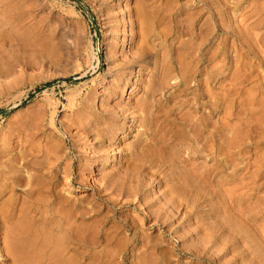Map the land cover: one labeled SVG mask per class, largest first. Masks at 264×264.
I'll return each mask as SVG.
<instances>
[{
  "label": "rangeland",
  "instance_id": "rangeland-1",
  "mask_svg": "<svg viewBox=\"0 0 264 264\" xmlns=\"http://www.w3.org/2000/svg\"><path fill=\"white\" fill-rule=\"evenodd\" d=\"M55 261L264 264V0H0V264Z\"/></svg>",
  "mask_w": 264,
  "mask_h": 264
},
{
  "label": "bare ground",
  "instance_id": "bare-ground-1",
  "mask_svg": "<svg viewBox=\"0 0 264 264\" xmlns=\"http://www.w3.org/2000/svg\"><path fill=\"white\" fill-rule=\"evenodd\" d=\"M198 2H199V1H198ZM208 2H209V1H208ZM209 3H210V2H209ZM138 5H139V4H138ZM207 5L209 6L210 4H207ZM207 5H206V8L208 7ZM139 6H140V5H139ZM141 6H142V5H141ZM141 8H142V7H141ZM209 8H210V7H209ZM211 8H212V7H211ZM138 10H139V9H138ZM141 10H142V9H141ZM138 13H139V12H138ZM138 13H137V14H138ZM147 14H148L147 12H145V11L142 12V11H141V13H140V17H141L143 20H145L144 17L147 18ZM153 14H154V13H153ZM150 15H151V14H150ZM138 16H139V15H137V17H138ZM140 17H139V18H140ZM158 18H159V17H158ZM147 19H149V18H147ZM140 20H141V19H140ZM160 20H161V19H160ZM139 22L141 23V21H139ZM144 22H145V21H144ZM144 22H143V23H144ZM149 22H151V21H149ZM143 23H142V25H144ZM140 25H141V24H140ZM151 26H152V25H151ZM147 27H148V26H146V29H148ZM142 28H143V27H142ZM142 28H141L140 30H142ZM144 28H145V27H144ZM151 30H152V29H151ZM142 31H144V30H142ZM140 32H141V31H140ZM141 33H142V32H141ZM141 35H142V34H141ZM141 37H142V38H139V41H140V42L138 43V46H136V47H137V50H136L137 53H135L136 51L134 52V53L136 54V57H135L134 59H132V61L134 60L135 62H138V61H144L145 58L149 55V53H151L152 49H154V46H157V45H154V44H153V46H152V45L149 43V40H148V41L146 40V37H148V36H145V38H144L143 36H141ZM143 38H144V39H143ZM151 38H152V37H151ZM140 39H141V40H140ZM147 39H148V38H147ZM155 48H156V47H155ZM157 48H158V47H157ZM150 50H151V51H150ZM158 51H159V50H158ZM156 53H157V51H156ZM159 54H160V53H159ZM134 56H135V55H134ZM148 57H149V56H148ZM177 61H178V60H177ZM177 61H176V62H177ZM178 65H179V63H178ZM129 66H130V65H129ZM155 66H156V65H154L153 67H155ZM159 67H161V66H159ZM159 67L156 66V69H154V68H153V69L156 70V71H157V70L159 71V70H160ZM123 68H124V65H123ZM128 68H129V67H128ZM163 68H164V67H162L161 69H163ZM169 68H170V67H169ZM172 69H173V68H172ZM179 69H181V68L179 67ZM179 69H178V70H179ZM154 70H153V72H152V75H150V76H155V75H157L158 72L156 73V71H154ZM166 70H168V69H166ZM181 70H182V69H181ZM162 71H163V70H162ZM154 72H155L156 74H155ZM164 72H165V71H164ZM161 73H162V72H161ZM178 73H179V72H178ZM163 74H164V73H163ZM180 74H181V71H180ZM161 75H162V74H161ZM165 76H166V75H165ZM156 77H157V76H155V77H151V78H150V81H151V82H154V84H153V83H152L153 85H149L150 83L148 84L149 86L147 87V91L149 92V95H148V97L146 98V99H148V102H146V100H144V101L146 102V104H147V103H151V101L149 102V98H151L152 95H154V93H155V94H156V93L160 94V93L164 92V90H165L166 87L168 86L167 84H169V82L167 83V80L165 79V77H161V78H159V79L156 78ZM155 78L157 79V81H156ZM151 79H152L153 81H152ZM168 80H169V79H168ZM150 86H151V87H150ZM150 92H151V94H150ZM152 98H154V97H152ZM152 98H151V100H152ZM149 107H150V106H149ZM150 108L152 109L153 106L150 107ZM156 108H158V107H156ZM156 108L154 107L153 109H154V112L157 113L158 111L155 110ZM151 109H150V110H151ZM147 110H149V109H148V107H146V106L144 107V104L140 105V109H139V111H141L142 114H145ZM158 110H159V109H158ZM151 111H152V110H151ZM147 112H148V111H147ZM152 112H153V111H152ZM106 113L108 114V113H110V112H106ZM139 113H140V112H139ZM149 113H151V112H149ZM152 114L155 115V113H152ZM104 115H105V113L103 114V116H104ZM110 115H111V114H110ZM110 115H109V116H110ZM146 115H147V114H145L144 116H146ZM142 116H143V115H142ZM148 116H149V114H148ZM148 116H147V117H148ZM104 117H106V116H104ZM107 117H108V115H107ZM150 117H151V116H150ZM150 117H149V118H150ZM143 118H144V117H143ZM148 120H149V119H148ZM151 120H152V119H151ZM145 122H146V121H145ZM142 123H143V122H142ZM185 127H186V126H185ZM175 136H176V135H175ZM158 139H159V138H158ZM176 139H177V138H176ZM176 139H175V140H176ZM170 140H171V139H170ZM166 141H167V140H166ZM162 142H163V141H162ZM162 142H161V144H164V143H162ZM148 143H149V142H148ZM150 143H151V142H150ZM154 143H155V142H154ZM167 143H168V142H167ZM161 144L159 143V146H160ZM140 145H141V144H140ZM157 145H158V144H157ZM147 146H148V145H147ZM153 146H154V145H153ZM144 147H145V146H144ZM150 147H151V146H150ZM155 147H156V146H155ZM169 147H170V146H169ZM140 148H141V147H140ZM140 148H139V150H140ZM145 148H146V147H145ZM148 150H149V149H148ZM141 151H142V150H141ZM136 152H137V151H136ZM142 153H143V152H142ZM142 153L140 152V154H142ZM144 153H146V152H144ZM146 154H147V153H146ZM136 155H138V154H136ZM143 155H144V154H143ZM140 156H141V155H140ZM140 156H139V158H140ZM146 156H147V155H146ZM135 157L138 158V156H135ZM143 157H144V156H143ZM151 157H152V156H151ZM139 158H138V161H139ZM157 158H158V156H157ZM149 159H150V158H149ZM135 161H136V159H135ZM163 162H164V161H163ZM155 164H156V163H155ZM159 164H160V163H159ZM157 165H158V164H157ZM138 167H139V166H138ZM134 168H135V167H134ZM139 168H140V167H139ZM178 169H179V168H178ZM183 169H184V167H183ZM188 170L191 172L190 169H188ZM182 171H183V170H182ZM185 171H186V169H185ZM208 171H210V170H208ZM131 172H132V171H131ZM190 172H189V174H190ZM129 173H130V172H129ZM185 173L188 174V172H184V174H185ZM184 174H183V175H184ZM187 174H185V177H186ZM189 174H188V175H189ZM195 174H196V173H195ZM136 175H137V174H136ZM192 175L194 176V174H191V178H192ZM197 175H198V174H197ZM199 175H200V174H199ZM175 176H176V174H175ZM177 176H179V174H177ZM130 177H131V176H130ZM180 177H181V176H180ZM180 177H179V178H180ZM185 177H184V178H185ZM194 177H195V178H193V179H195V182H196V180H198V179H196V175H195ZM197 177H200V176H197ZM211 177H212V176H211ZM211 177H210V178H211ZM175 178H176V177H175ZM187 178H188V176H187ZM181 179H182V178H181ZM181 179H178V181L181 180ZM206 179H207V178H206ZM175 180H176V183H177V179H175ZM175 180H174V181H175ZM188 180H189V179H187V182H188ZM208 180H209V179H208ZM201 181H202V180H201ZM206 181H207V180H206ZM30 182H31V181H30ZM189 182H190V181H189ZM189 182H188V183H189ZM191 182H192V181H191ZM195 182H194V183H195ZM171 183H172V182H171ZM179 183H180V182H178L177 184H179ZM212 183H213V182H212ZM174 184H175V183H174ZM180 184H181V183H180ZM180 184H179V185H180ZM182 184H183V182H182ZM191 185H194V184H191ZM195 185H196V184H195ZM185 186H186V185H183V188H181V187H182L181 185L178 186V187H180V188H181L182 190H184V191H185V190H188V186H186L187 188H186ZM38 187H39V186H38ZM169 187H170V186H169ZM175 187H176V186H175ZM184 187H185L186 189H185ZM192 187H193V188H192ZM192 187H191L192 189L190 188V190H193V189H194V186H192ZM195 187H196V186H195ZM172 188H174V185H173ZM180 188H179V190H177L178 188H177V189L174 188V189H173L174 191H173L172 193L175 192L174 195H175L177 192L179 193V192H180ZM34 189H35V187H34ZM198 190H199V189H197V191H198ZM34 191H35V190H34ZM188 191H189V190H188ZM188 191H187V192H188ZM197 191H196V192H197ZM29 192H30V193L33 192V189H32L31 191H29ZM168 192H169V191H168ZM182 192H183V191H182ZM187 192H186V194L188 195V193H189V197H191V200H195V199H192L193 194H192V196H190V195H191V194H190L191 191H189L188 193H187ZM196 192H195V193H196ZM172 193L170 192V195H171ZM180 193H181V192H180ZM183 193H184V192H183ZM192 193H194V191H193ZM197 193H198V195H199V194L201 195V190H199ZM197 193H196V197H197ZM31 194L33 195V193H31ZM177 195H178V194H177ZM181 195H182V193H181ZM187 195H186V196H187ZM194 195H195V194H194ZM200 195H199V196H200ZM183 196H185V194H184ZM30 197L33 198L32 196H30ZM187 197H188V196H187ZM193 197H194V196H193ZM196 197H195V198H196ZM182 198H184V197H182ZM182 198L180 197L179 199H182ZM198 198H199V197H198ZM198 198H196V199H198ZM205 198H206V197H205ZM35 199H36V198H35ZM173 199H174V198H173ZM185 199H186V198H185ZM189 200H190V198H189ZM191 200H190V202H192ZM195 201H196V200H195ZM198 201H199V200L196 201V204H195L194 201H193V203H194L195 205H197V204H198V203H197ZM33 204H34V203H33ZM33 204H32V205H33ZM185 204H186V203H185ZM21 205H22V204H21ZM26 205H27V204H26ZM188 205H189V204H188ZM191 205H193V204L190 203V206H191ZM30 206H31V205H30ZM191 207H193V206H191ZM195 207H196V206H195ZM31 208H33V206H32ZM162 208H163V207H162ZM162 208H161V210H159L160 212L163 210ZM188 208H190V207L188 206ZM197 208H198V207H197ZM197 208H196V209H197ZM35 209H38V208H35ZM192 209H193V208H192ZM196 209H195V210H196ZM197 210H198V209H197ZM197 210H196V211H197ZM4 211H5V210H4ZM163 211H164V210H163ZM189 211H190V210H189ZM196 211H195V212H196ZM200 211H201V210H200ZM5 212H6V211H5ZM154 213H155V212H154ZM165 213H166V212H165ZM156 214H157V211H156ZM163 214H164V213H163ZM3 215H4V213H3ZM152 215H153V214H152ZM153 216H155V215H153ZM161 216H163V215L161 214ZM161 216H160V218H162ZM158 217H159V216H158ZM164 217H165V216H164ZM153 218H154V217H153ZM156 218H157V217H156ZM154 219H155V218H154ZM159 220H160V219H159ZM159 220H158V221H159ZM161 220H162V219H161ZM160 222H161V221H160ZM161 223H162V222H161ZM166 225H167V224H166ZM20 226H22V225H20ZM18 227H19V226H18ZM20 228H22V227H19V229H20ZM24 229H25V228H24ZM13 230H15V229H13ZM13 230H12V232H13ZM21 230H23V229H21ZM81 230H82V231H80V233H78L77 235H74V236H73V239H74L75 242L78 243V244H84V243L87 241V240H86V239H87V238H86V237H87V234L84 232L85 229L83 230V228H82ZM16 231H17V229H16ZM78 231H79V230H78ZM12 232H9V233H12ZM19 232H20V231H19ZM23 232H24V231H23ZM13 233H14V232H13ZM17 233H18V232H16V234H17ZM76 233H77V232H76ZM76 233H75V234H76ZM16 234H13V235H16ZM9 235H10V234H9ZM13 235H12V236H13ZM20 235H22L21 232H20ZM20 235H19V234L16 235V236H18V237L15 236V239H18ZM10 236H11V235H10ZM196 236H197V235H196ZM22 237H24V236L22 235ZM22 237L20 236V239H21ZM25 237H28V236H25ZM15 239H14V241H15V242H18V240L16 241ZM20 239H19V240H20ZM24 240L27 242L26 238H25ZM9 241H10V240H9ZM22 241H23V240H22ZM16 244L19 245L20 242H19V243H16ZM22 244L25 245V242L22 243ZM22 244H20V245H22ZM11 245H12V244H11ZM24 245H22V246H24ZM12 246H13V245H12ZM202 246H203V245H202ZM15 247H17V246H15ZM19 247H20V246H19ZM19 247H18V248H19ZM13 248H14V246H13ZM20 248H21V247H20ZM203 248H204V247H203ZM14 249H15V248H14ZM23 249H24V248H23ZM190 249H191V248H190ZM18 250H20V249H18ZM18 250H15V251H18ZM21 250H22V249H21ZM21 250H20V251H21ZM11 251L14 252L13 250H11ZM204 251H205V250H204ZM30 254H31V253H30ZM199 254H200V252H199ZM12 255H15V256H16L15 253H13ZM25 255H26V254H25ZM27 255H28V254H27ZM15 256H14V257H15ZM18 256H19V254H18ZM241 256H242V255H241ZM16 257H17V256H16ZM28 257H29V256H28ZM249 257H250V256H249ZM54 258H55V257H54ZM54 258H53V261H54ZM15 259H16V258H15ZM255 259H256V257H255ZM17 260H18V259H17ZM55 260H56V259H55ZM48 261H49V260H48ZM51 261H52V259H51ZM55 262L57 263V261H55ZM248 262H249V260H248ZM49 263H50V262H49ZM52 263H53V262H52ZM47 264H48V263H47ZM57 264H58V263H57Z\"/></svg>",
  "mask_w": 264,
  "mask_h": 264
}]
</instances>
